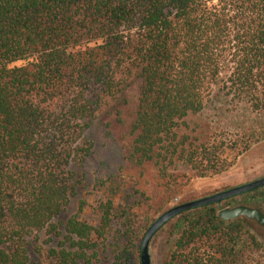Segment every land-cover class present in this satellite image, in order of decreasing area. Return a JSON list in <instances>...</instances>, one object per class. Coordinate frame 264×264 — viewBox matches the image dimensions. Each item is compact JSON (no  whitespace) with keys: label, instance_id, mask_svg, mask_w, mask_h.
<instances>
[{"label":"trees","instance_id":"obj_1","mask_svg":"<svg viewBox=\"0 0 264 264\" xmlns=\"http://www.w3.org/2000/svg\"><path fill=\"white\" fill-rule=\"evenodd\" d=\"M132 77L131 163L154 162L163 178L179 165L198 179L229 172L264 143V0H0V264H31L41 234L62 238L51 264H95L106 249L116 184L97 227L59 218L93 153L92 125ZM207 112L203 140L183 132ZM251 201L264 203V189L242 196ZM219 212L174 220L165 264H260L249 220ZM145 232L125 219L113 264H141Z\"/></svg>","mask_w":264,"mask_h":264},{"label":"rangeland","instance_id":"obj_2","mask_svg":"<svg viewBox=\"0 0 264 264\" xmlns=\"http://www.w3.org/2000/svg\"><path fill=\"white\" fill-rule=\"evenodd\" d=\"M140 98L141 81L132 77L119 97L101 110L88 133L94 143L93 153L82 168H74L80 176L76 182V196L59 218L64 223L77 216L79 220L97 227L100 205L108 200L109 191L116 188L112 184L119 187L120 193L114 200L116 217L113 230L106 249L100 250L95 264H113L115 247L125 245L120 234L125 219L129 218L135 232L148 230L163 213L175 206L264 178V143L242 156L229 172L207 179H198L181 165L170 168L167 177L163 178L154 162L131 163L128 158L136 137L133 126L139 112ZM210 115L212 113L207 112L201 117H190L187 120L190 131L183 132L191 133L194 139L203 140L210 131L207 120ZM100 182H106V187L99 185ZM241 199L242 196L237 197L238 203L235 205H229L230 200L225 201L220 205V211L243 205ZM249 207L258 208L264 213L262 201H251ZM172 222L152 239L149 248L151 264L166 263L173 241ZM247 228L264 246V229L251 221L247 223ZM61 239L41 234L37 244L30 247L31 264H51L47 252L60 246ZM257 260L264 264V253L257 256Z\"/></svg>","mask_w":264,"mask_h":264},{"label":"water","instance_id":"obj_3","mask_svg":"<svg viewBox=\"0 0 264 264\" xmlns=\"http://www.w3.org/2000/svg\"><path fill=\"white\" fill-rule=\"evenodd\" d=\"M264 188V178L245 184L239 187L232 188L230 190L218 193L216 195L196 200L193 202L181 204L175 206L165 213H163L147 230L144 239L141 243V264H151L150 255V243L155 235L167 226L170 222L180 217L182 214L201 209L208 206H218L223 204L227 200H231L256 190H261ZM219 217L223 221L230 222L241 218H245L251 222L256 223L259 227L264 229V213L258 208L249 207L246 205H240L232 209H222L219 212Z\"/></svg>","mask_w":264,"mask_h":264}]
</instances>
